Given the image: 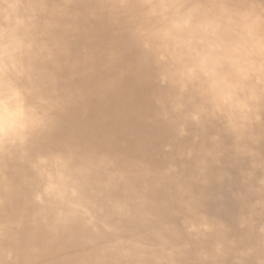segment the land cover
Instances as JSON below:
<instances>
[{
	"label": "bare ground",
	"instance_id": "bare-ground-1",
	"mask_svg": "<svg viewBox=\"0 0 264 264\" xmlns=\"http://www.w3.org/2000/svg\"><path fill=\"white\" fill-rule=\"evenodd\" d=\"M0 264H264V0H0Z\"/></svg>",
	"mask_w": 264,
	"mask_h": 264
}]
</instances>
